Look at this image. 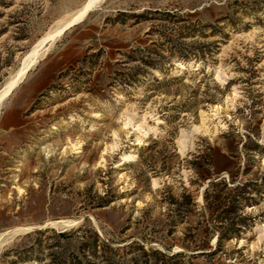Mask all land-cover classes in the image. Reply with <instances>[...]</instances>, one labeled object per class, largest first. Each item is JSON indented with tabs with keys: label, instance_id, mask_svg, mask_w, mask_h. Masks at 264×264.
<instances>
[{
	"label": "rangeland",
	"instance_id": "1",
	"mask_svg": "<svg viewBox=\"0 0 264 264\" xmlns=\"http://www.w3.org/2000/svg\"><path fill=\"white\" fill-rule=\"evenodd\" d=\"M84 1L0 0V87ZM27 71L0 110V234L22 228L0 264H105V241L116 264H264V0H102ZM218 181L250 199L204 254Z\"/></svg>",
	"mask_w": 264,
	"mask_h": 264
},
{
	"label": "trees",
	"instance_id": "2",
	"mask_svg": "<svg viewBox=\"0 0 264 264\" xmlns=\"http://www.w3.org/2000/svg\"><path fill=\"white\" fill-rule=\"evenodd\" d=\"M261 185H264L263 182H258ZM219 186L218 188L216 187ZM237 185V184H236ZM236 185L233 186V188H236ZM230 183H226L224 181H218L215 183L210 182L208 187L205 188L203 199L205 201V207L206 210L209 211V216H211L214 219V226L209 227L208 225L204 224L202 231H214L217 230V237L216 242L213 247V250H201L200 253L204 254H213L217 251V248H219L221 241L227 240L231 237H236L239 232L241 231L243 227V219L244 216L238 214V210L240 209L241 205L239 204V200L243 199L248 201L250 199L249 196L244 195L245 187L243 185L238 186V189L230 190ZM225 189V190H223ZM247 191V190H246ZM188 198V197H187ZM109 202V200L107 201ZM186 202H190V198L186 200ZM43 230H36L37 232L45 231ZM62 235V233L58 234ZM84 238L83 243L85 245V248L82 247L81 251H85L86 254L93 256L95 254V239L96 235L93 233V237L90 239V241L86 244V235L83 234L81 236ZM103 244V254H101L104 258L105 264H116V262L113 261V255L114 251L120 248V246H112L109 242L105 241L102 242ZM132 242L128 243L130 246ZM141 249V254L146 255L149 258V254H154L155 256L160 257H167L172 258L174 255H178L179 253H171L167 254L163 251L147 247L146 249L142 247V244L137 243L136 244ZM126 246V244H124ZM196 248L204 249L205 247H209L206 242H201L199 244H196ZM85 254V253H84ZM68 259V260H67ZM132 261H135V256H132ZM63 264H86L91 263V261L88 259H85L84 261H80L78 258H76V255H71L68 258H63ZM145 264H147V261H144Z\"/></svg>",
	"mask_w": 264,
	"mask_h": 264
},
{
	"label": "bare ground",
	"instance_id": "3",
	"mask_svg": "<svg viewBox=\"0 0 264 264\" xmlns=\"http://www.w3.org/2000/svg\"><path fill=\"white\" fill-rule=\"evenodd\" d=\"M101 1L102 0H85L80 5V7H78L76 10H74V12H72V15L67 20H65L52 31L46 33L40 40H38L37 43L32 46V48L27 53H25L18 68L8 77V79L0 87V110L3 106L4 98L10 93L12 88H14L22 80L26 71L32 65L36 64V62L40 60L49 51L52 43L61 34V32L68 26L83 19L86 13L90 9L97 6ZM72 222L74 221L70 219H61L56 221H49L48 223L57 227H64L69 226ZM21 230L22 228H18L13 230L9 234L6 233L7 235L0 234V237L3 236L0 239V246L4 244L3 242L8 241V239H11L13 235L20 232Z\"/></svg>",
	"mask_w": 264,
	"mask_h": 264
}]
</instances>
